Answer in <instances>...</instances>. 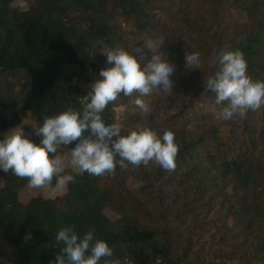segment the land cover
Returning <instances> with one entry per match:
<instances>
[{
    "label": "trees",
    "instance_id": "obj_1",
    "mask_svg": "<svg viewBox=\"0 0 264 264\" xmlns=\"http://www.w3.org/2000/svg\"><path fill=\"white\" fill-rule=\"evenodd\" d=\"M232 9L244 13L246 22H233ZM147 39L165 41L162 54L179 78L172 90L186 96L169 123L152 118L147 126L159 137L174 132L180 148L176 169L150 162L117 165L115 175L67 169L62 175L75 181L65 194L26 202L19 195L27 178L0 169V264H52L63 247L55 237L67 226L81 236L94 230L121 264H206L196 235L181 227L183 216L191 220L190 230L198 227L193 206L204 199V226L216 228L219 258H227L219 264H264V106L218 119L226 102L217 105L215 93L204 86L219 68L220 51H241L248 74L264 81V0H0V140L20 128L40 144L43 137L8 110L30 112L40 126L46 115L82 112L92 83L112 67L101 49L134 53ZM186 52L200 54V68L186 67ZM134 97L121 93L111 102L102 113L105 124L116 123L115 108ZM90 135L85 131L82 138ZM130 178L141 185L128 187ZM190 182V206L174 209L167 203L172 188ZM107 208L120 217L110 218Z\"/></svg>",
    "mask_w": 264,
    "mask_h": 264
},
{
    "label": "clouds",
    "instance_id": "obj_2",
    "mask_svg": "<svg viewBox=\"0 0 264 264\" xmlns=\"http://www.w3.org/2000/svg\"><path fill=\"white\" fill-rule=\"evenodd\" d=\"M164 43L160 39H147L135 47L134 53L123 48H102L101 54L112 67L100 71V79L92 83V91L81 100L82 112L68 109L55 116L46 115L43 126L38 124L34 128L35 134L43 137L40 144L26 138L23 129L10 131L0 140V169L6 173L11 171L18 178H27L28 187L32 189L48 187L55 178L52 190L59 193L69 182H74L75 177L62 175L64 164L58 147L79 139L76 147L70 150V156L71 164L81 173L115 175L117 165L121 168L129 164L147 166L150 161L174 171L180 151L174 132L168 130L159 137L155 131L144 128L122 135L119 124L106 125L102 118L103 111L121 93L124 96L138 93L135 105L148 112L149 105L142 97L151 95L154 90L172 91L175 66L162 54ZM147 54L150 59L144 63ZM200 63L198 52H186L188 69L200 68ZM204 86L205 91L215 93L217 105L226 102L215 114L218 119L228 121L236 116L243 117L248 111L264 106V81L254 80L248 74L247 61L239 50L220 51L219 68L207 78ZM88 130L91 135L82 138ZM49 153L56 155L50 157ZM55 239L57 243L62 242L63 247L52 264H99L101 260L103 264H121L119 259H111L114 249L106 241L95 239L94 230L81 236L74 226H67ZM125 264L130 262L125 261Z\"/></svg>",
    "mask_w": 264,
    "mask_h": 264
},
{
    "label": "rangeland",
    "instance_id": "obj_3",
    "mask_svg": "<svg viewBox=\"0 0 264 264\" xmlns=\"http://www.w3.org/2000/svg\"><path fill=\"white\" fill-rule=\"evenodd\" d=\"M18 6L25 7V3L19 1L17 2ZM230 19L233 22H246L247 18L244 13H241L236 10H231L230 12ZM187 78L189 77V74H186ZM184 75V76H185ZM171 79L173 81L178 80L179 78L177 76H172ZM181 79L183 80V76H181ZM186 79V76H185ZM178 93H175V91L169 90L168 92H160L159 90H154L151 95L142 97L144 99L145 103L149 105V111L144 112L142 111L138 106L135 105L134 101L138 97V93H135V97L128 99L126 103H121L119 106L115 108L116 112V124H119L122 128V130H125L128 134L133 130H141L144 128H147L148 124L150 123V120L154 118L157 122H163L166 121L169 123V118L173 115H175L181 108L183 100L186 99L185 95H180ZM189 95L187 96V98ZM7 114L12 117L15 115H18L21 118V125H29L33 130L34 128L38 127V120L32 113H27L26 115H23L19 111L18 108H11L8 110ZM205 126H202V129L204 130ZM26 138L32 140V136L29 134L25 135ZM73 149L71 146H59L58 147V154L61 155V158L63 160L64 164V170L72 169L76 172H79V169L71 164V156H70V150ZM156 162L150 161V164H155ZM185 171V169L183 170ZM181 172H176L175 176L176 178L180 177ZM127 185L130 188L138 187L141 185V182L137 179L130 178L127 180ZM52 184L45 188L40 189H32L28 186L23 189L20 193V199L23 202L28 201L30 198L42 195L46 198H54L58 195H63L67 191V186L64 190L57 193L54 192ZM194 186H191V182L187 183L183 186H176L173 187L171 191H173V194L170 193L168 195V201L172 207L175 206L183 207L187 209L188 206L186 204V201L191 199V197L194 195ZM207 200H201L197 201L196 204H194L193 207L197 208V213H199L200 219L197 220L196 229L190 230L191 227V220L188 221L186 216H183L181 219V227L185 231H190V233L195 234L194 240L197 242V244L202 248V252L204 253V259L206 261V264H219L220 261L227 258H219L222 254V247L220 246V240L218 237H214V234L216 233L214 227L208 228L204 226L207 222H205L206 217V208L209 207L207 204ZM105 213L112 219H117L120 217V215L107 208L105 210ZM202 225L204 226L203 228ZM221 251V252H220ZM220 252V253H217Z\"/></svg>",
    "mask_w": 264,
    "mask_h": 264
}]
</instances>
